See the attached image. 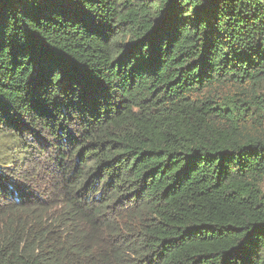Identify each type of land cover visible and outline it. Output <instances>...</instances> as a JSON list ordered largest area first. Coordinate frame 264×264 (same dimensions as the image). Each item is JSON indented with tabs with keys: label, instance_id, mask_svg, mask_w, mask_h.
Returning <instances> with one entry per match:
<instances>
[{
	"label": "trees",
	"instance_id": "1",
	"mask_svg": "<svg viewBox=\"0 0 264 264\" xmlns=\"http://www.w3.org/2000/svg\"><path fill=\"white\" fill-rule=\"evenodd\" d=\"M264 0H0V264H264Z\"/></svg>",
	"mask_w": 264,
	"mask_h": 264
},
{
	"label": "rangeland",
	"instance_id": "2",
	"mask_svg": "<svg viewBox=\"0 0 264 264\" xmlns=\"http://www.w3.org/2000/svg\"><path fill=\"white\" fill-rule=\"evenodd\" d=\"M263 93H264V85H263ZM262 189L264 190V182L262 184Z\"/></svg>",
	"mask_w": 264,
	"mask_h": 264
}]
</instances>
